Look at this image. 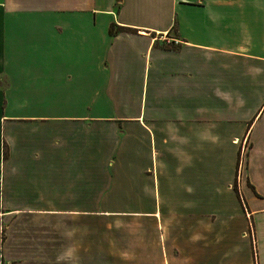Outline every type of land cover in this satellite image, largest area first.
Returning a JSON list of instances; mask_svg holds the SVG:
<instances>
[{"label": "crops", "instance_id": "1", "mask_svg": "<svg viewBox=\"0 0 264 264\" xmlns=\"http://www.w3.org/2000/svg\"><path fill=\"white\" fill-rule=\"evenodd\" d=\"M0 264H264V0H0Z\"/></svg>", "mask_w": 264, "mask_h": 264}, {"label": "built area", "instance_id": "2", "mask_svg": "<svg viewBox=\"0 0 264 264\" xmlns=\"http://www.w3.org/2000/svg\"><path fill=\"white\" fill-rule=\"evenodd\" d=\"M245 157H246L245 150L244 151L242 150L241 151L240 163H239V173H241L242 169L244 168Z\"/></svg>", "mask_w": 264, "mask_h": 264}, {"label": "trees", "instance_id": "3", "mask_svg": "<svg viewBox=\"0 0 264 264\" xmlns=\"http://www.w3.org/2000/svg\"><path fill=\"white\" fill-rule=\"evenodd\" d=\"M124 30H125L124 28H121V27L116 28L115 25H112L110 28V33L113 35V34H116L118 32L124 31Z\"/></svg>", "mask_w": 264, "mask_h": 264}, {"label": "rangeland", "instance_id": "4", "mask_svg": "<svg viewBox=\"0 0 264 264\" xmlns=\"http://www.w3.org/2000/svg\"><path fill=\"white\" fill-rule=\"evenodd\" d=\"M246 153H247V151H246ZM246 153H245V154H246ZM245 159H246V158H245ZM244 168H245V163H244ZM244 168L242 169V172L238 175V176H239V178H238V183L241 182V176L243 175Z\"/></svg>", "mask_w": 264, "mask_h": 264}]
</instances>
